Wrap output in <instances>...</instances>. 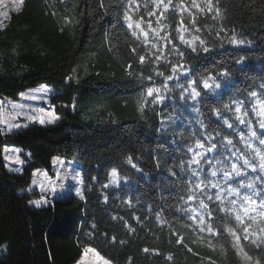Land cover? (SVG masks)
Instances as JSON below:
<instances>
[{
    "label": "trees",
    "instance_id": "obj_1",
    "mask_svg": "<svg viewBox=\"0 0 264 264\" xmlns=\"http://www.w3.org/2000/svg\"><path fill=\"white\" fill-rule=\"evenodd\" d=\"M197 2L207 5V0ZM212 4L211 13L197 14V24L213 33L210 43L221 28L229 33L220 36L228 51L220 54L217 63L229 60V52L247 56L249 71L232 89L247 91L264 78V0H212ZM119 8L117 0H105L104 8L100 0H24L22 11L12 14L0 29V96L16 97L29 87L51 85L56 92L50 103L61 117L55 124L32 123L15 133L0 134V264H74L85 247L97 249L112 264H239L229 250L230 241H213L210 247L206 236L192 232L175 215L180 187L179 181L172 183L168 169L178 165L182 153L170 143L172 128L158 132L160 124L151 110L147 116L139 110V73L147 76L152 67H138L128 74L127 66L133 63L130 49L137 45L124 30L113 29L122 17ZM178 21L179 16H169L163 23ZM233 31L248 45L233 48L229 44ZM66 76L73 77L70 84ZM73 103L74 109L62 106ZM175 103L179 106L180 101ZM171 108L169 104V113ZM181 111L186 121L194 118ZM5 147L21 151L22 172L7 168ZM142 150L148 151L147 161ZM54 156L77 162L85 200L72 193L38 209L29 204L38 194L26 188L33 170L50 169ZM128 156L148 174L147 179H138L139 174L124 165ZM118 163L131 184L120 192L104 189L108 172ZM130 195L144 206L134 198L129 208L122 201ZM149 205L156 211L161 205L167 209L161 214L167 215L164 227L155 222ZM132 213L144 219L137 222ZM113 215L123 216L135 232H128ZM173 232L185 237L182 244L176 243ZM113 236L123 243L113 244ZM145 247L160 254H146ZM168 255L171 260L165 259Z\"/></svg>",
    "mask_w": 264,
    "mask_h": 264
},
{
    "label": "snow or ice",
    "instance_id": "obj_2",
    "mask_svg": "<svg viewBox=\"0 0 264 264\" xmlns=\"http://www.w3.org/2000/svg\"><path fill=\"white\" fill-rule=\"evenodd\" d=\"M117 4L122 17L117 19L113 29L124 30L137 45L130 49L133 63L127 66L128 74L138 67H152L147 76L143 71L139 73V110L145 116L151 110L160 124L158 132L166 133L172 128L170 143L182 153L178 165L168 169V177L174 184L179 181L180 187L175 215L192 232L206 236L210 247L213 241H230L229 250L239 259V264H264V78L259 84L252 83L247 91H232L239 77L249 71L248 58L229 52V60L217 63L220 54L228 51L220 36L229 33L221 28L214 33L216 40L210 43L213 33L204 31L196 19L199 13L213 11L212 0H207L206 6L197 0L187 4H177L174 0H145L143 4L128 0L123 4L117 0ZM23 5L24 0H0V26L13 12L22 11ZM100 5L104 8L105 0H100ZM169 16H179V21L165 25L163 21ZM248 43L237 39L234 31L231 33L229 44L233 48H243ZM72 80L71 76L65 77L66 83L70 84ZM51 92L47 85H40L38 89L20 93V97L29 103L0 99V134L27 128L28 123L19 122L21 116L41 126L59 121L61 117L54 106L45 107ZM177 99L179 106L175 103ZM169 104H172L170 113ZM62 106L75 108L74 103ZM181 109L194 118L186 121ZM12 151L20 152L19 149ZM5 159L9 157L5 156ZM53 159L54 164L64 163L59 157ZM12 162L24 164L19 158ZM123 163L139 174L138 179L148 178L132 156ZM15 171L22 172V169ZM41 176L43 180L37 185V178ZM32 177L31 185L33 188L38 186L42 193L39 199L29 201L35 208L50 207L48 195H52L54 202L55 196L60 194L58 187L61 192L72 191L80 200H85L83 179L75 169L63 177L59 171L50 176L47 170L34 169ZM130 184V178L123 174L122 165L118 163L111 167L102 187L120 192ZM134 198L140 203L138 197L131 195L122 202L131 208ZM108 199L104 195V201ZM140 206L144 205L140 203ZM148 210L155 213V222L161 227L167 224V215H161L167 213L163 205L159 211L154 205H149ZM131 216L137 222L144 219L134 213ZM112 219H119L128 232H135L123 216L113 215ZM91 228L94 231L97 225L93 224ZM173 235L177 236V244L183 243L184 236L176 232ZM110 239L113 244L123 243L115 236ZM143 251L160 254L159 250L147 247ZM88 256L94 259L89 260ZM165 259L171 260L172 256ZM78 264H111V261L97 249L85 247Z\"/></svg>",
    "mask_w": 264,
    "mask_h": 264
},
{
    "label": "rangeland",
    "instance_id": "obj_3",
    "mask_svg": "<svg viewBox=\"0 0 264 264\" xmlns=\"http://www.w3.org/2000/svg\"><path fill=\"white\" fill-rule=\"evenodd\" d=\"M64 2H66L65 0H63ZM15 12H13L12 14H14ZM11 18V17H10ZM10 19L8 20H4L3 21V24L2 26H0V29L1 28H4V26L7 24V22L9 21ZM40 85H47V87L49 89H52V92L49 94L50 97L56 92V89L51 86V85H48V84H38L36 86H32V87H29L27 88L26 90L20 92V93H27L29 90H34V89H38ZM20 93L16 96V97H10V96H0V99H6L7 101H10V102H13V103H29V101H25L23 100L21 97H20ZM48 106H54L52 103H50L49 101V104L48 105H45V107H48ZM55 108V107H54ZM56 112V110H55ZM19 122L21 123H28V124H32V122H29L27 121L26 119H24V117H19ZM39 124V123H38ZM2 126V125H0ZM170 129V128H169ZM13 149H18V148H15V147H5L4 150H3V155H4V161H5V164L7 166V168L10 170V171H15L16 168H21L23 167V165H19V164H16V163H13L12 161L16 160L17 158H19L20 160H22V158L20 157V152L17 154L15 153L14 151H12ZM142 155L144 156L145 160L147 161L148 160V151L146 150H142L141 151ZM5 156H8L9 159L6 160L5 159ZM56 157H59V156H54L53 158H56ZM52 158V161H51V166H50V169H45V168H38L39 170H41V172H43L44 170H47V172L49 173V175L51 176L53 173L59 171L60 174H61V177H63L65 174H68V173H72V170L75 169L76 171H79V165L77 164V162L74 160V159H67V158H63V157H59L64 163H55L54 164V159ZM160 169H162L160 166H158ZM74 174V173H73ZM31 179H33V177H31ZM41 180H43V177H38L37 178V185H39V183L41 182ZM45 184L47 186V182L45 181ZM29 188H32V191H28ZM26 191L28 192H35L38 194V198H35V199H32L31 201L33 200H37L40 198V196L42 195V193L40 192L39 190V187H35L33 188V186L31 185V183H29V186L26 188ZM58 193L60 194H57L55 196V198H64V197H67L69 196L70 194L74 193L72 191H62L61 192V189L58 187L57 189ZM48 199L49 201L51 202V200H53V197L52 195L49 193L48 195ZM83 252V251H82ZM81 259V255L80 257L76 260V262L74 264H78V261ZM87 259L89 260H93L94 258L92 256H88ZM112 264V263H111Z\"/></svg>",
    "mask_w": 264,
    "mask_h": 264
}]
</instances>
